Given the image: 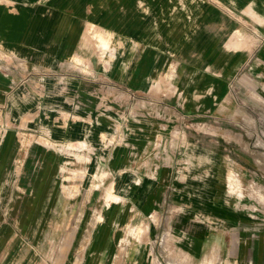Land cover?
<instances>
[{"label":"crops","instance_id":"1","mask_svg":"<svg viewBox=\"0 0 264 264\" xmlns=\"http://www.w3.org/2000/svg\"><path fill=\"white\" fill-rule=\"evenodd\" d=\"M237 81L264 92V0H0V127L86 143L115 181L120 200L101 194L91 208L103 220L84 264H264V233L227 195L236 141L158 136L160 125H232L216 114L233 120L225 86ZM5 133L0 177L15 158ZM56 188L46 175L30 188V224L87 209L53 200Z\"/></svg>","mask_w":264,"mask_h":264},{"label":"rangeland","instance_id":"2","mask_svg":"<svg viewBox=\"0 0 264 264\" xmlns=\"http://www.w3.org/2000/svg\"><path fill=\"white\" fill-rule=\"evenodd\" d=\"M93 34L98 44L106 48L107 41L104 36L98 32ZM112 41L111 38V43ZM227 84L228 87L225 86V90L229 88L231 91L228 93L231 102L227 104V107L234 113L233 120H228V114L225 116L218 113L216 121L219 122L222 119L227 124L232 122V125H202L201 123L187 127L166 125V131L161 129L160 125L158 136L163 138L183 136L187 137L190 143L202 138L234 139L237 143L234 147L237 153V167L236 170H229L226 184L227 195L235 202L239 214L248 218L250 222L248 231L253 230L255 235L263 234L264 98L261 95L264 92L261 91V85L253 87L238 81ZM219 85L223 87L222 84ZM212 94L214 93L210 95ZM218 96L217 101L222 97L221 93ZM206 101L212 102L213 98L208 96ZM176 126H182V129ZM7 131L12 132L16 145L15 158L11 162L8 175L5 176L4 173L0 177V264H84L85 247L96 225V218L101 215L99 207L93 215L91 208L102 205L100 200L102 191L110 181H114L113 178L108 180L110 173L106 169V163L96 159L93 155L95 150L88 147L86 143L57 146L41 134L16 128L12 130L11 127H0L3 150L9 149L8 142L11 135L5 133ZM37 147L45 149L49 153L48 156L56 157L52 158L51 166L45 174L46 177L49 176L54 180L57 187L52 195L53 200L60 199L68 205H77L78 208L81 204L88 202L87 209H63L55 212L49 210L48 215L43 216L46 219L38 215V218L42 219L36 220L44 224H30L31 220L27 218L33 212L30 202L33 195L26 183L25 175L26 165L34 158L33 154L39 152ZM193 148L196 149V146L189 144L187 153L191 154ZM229 148L227 147L228 150ZM1 153L3 154V151ZM24 155L26 159L23 162ZM78 172L90 178L87 187H81L76 182L80 180L76 177ZM50 186L54 187V184ZM51 204L53 205L52 202ZM76 219H80V225H75ZM56 221L62 224H51ZM143 233L142 226H138L137 229L127 227L124 238L127 239L132 235L138 239Z\"/></svg>","mask_w":264,"mask_h":264},{"label":"bare ground","instance_id":"3","mask_svg":"<svg viewBox=\"0 0 264 264\" xmlns=\"http://www.w3.org/2000/svg\"><path fill=\"white\" fill-rule=\"evenodd\" d=\"M39 149V152H36L34 155V158L28 162L26 165V175L27 178L26 183H28L29 187L33 189V191L38 190V187L40 185V182L44 178L45 174L47 173L49 167L52 163V157L48 156V152L44 149ZM34 159L36 161L34 162ZM80 180H76V182L81 187H87L89 184V177L83 173H79L76 176ZM103 198H104V204L106 206L109 205V203H115L120 200L119 195L117 194L115 183L109 182L105 188L102 191ZM103 201V200H102ZM103 204V205H104ZM97 216V214H96ZM102 219L101 215H98L96 218V223H100Z\"/></svg>","mask_w":264,"mask_h":264},{"label":"built area","instance_id":"4","mask_svg":"<svg viewBox=\"0 0 264 264\" xmlns=\"http://www.w3.org/2000/svg\"><path fill=\"white\" fill-rule=\"evenodd\" d=\"M232 176H233V174H232ZM234 177V176H233Z\"/></svg>","mask_w":264,"mask_h":264}]
</instances>
